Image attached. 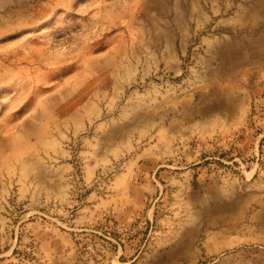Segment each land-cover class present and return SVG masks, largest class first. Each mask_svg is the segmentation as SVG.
Wrapping results in <instances>:
<instances>
[{"label":"rangeland","instance_id":"374dc122","mask_svg":"<svg viewBox=\"0 0 264 264\" xmlns=\"http://www.w3.org/2000/svg\"><path fill=\"white\" fill-rule=\"evenodd\" d=\"M0 264H264V0H0Z\"/></svg>","mask_w":264,"mask_h":264}]
</instances>
